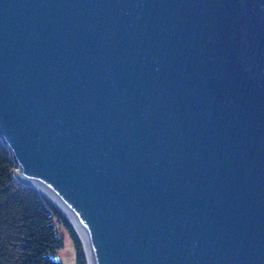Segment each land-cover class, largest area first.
<instances>
[{
  "label": "water",
  "instance_id": "obj_1",
  "mask_svg": "<svg viewBox=\"0 0 264 264\" xmlns=\"http://www.w3.org/2000/svg\"><path fill=\"white\" fill-rule=\"evenodd\" d=\"M0 139L87 264H264V0H0Z\"/></svg>",
  "mask_w": 264,
  "mask_h": 264
},
{
  "label": "trees",
  "instance_id": "obj_2",
  "mask_svg": "<svg viewBox=\"0 0 264 264\" xmlns=\"http://www.w3.org/2000/svg\"><path fill=\"white\" fill-rule=\"evenodd\" d=\"M16 169L0 139V264H59L53 256L63 241L56 224L71 238L76 264H86L67 220L43 194L19 182Z\"/></svg>",
  "mask_w": 264,
  "mask_h": 264
},
{
  "label": "rangeland",
  "instance_id": "obj_3",
  "mask_svg": "<svg viewBox=\"0 0 264 264\" xmlns=\"http://www.w3.org/2000/svg\"><path fill=\"white\" fill-rule=\"evenodd\" d=\"M17 167V166H16ZM18 170V167L17 169ZM49 200V199H48ZM51 202V201H50ZM54 205V204H53ZM55 206V205H54ZM56 208V207H55ZM57 209V208H56ZM58 210V209H57ZM59 211V210H58ZM60 212V211H59ZM61 213V212H60ZM65 218V217H64ZM66 219V218H65ZM67 220V219H66ZM68 222V221H67ZM69 223V222H68ZM70 225V224H69ZM71 226V225H70ZM57 232L62 236V247L56 251L53 258L57 261L59 264H76V252L75 248L73 246L72 240L65 230L64 226L56 224L55 226ZM73 229V228H72ZM74 231V229H73ZM75 232V231H74ZM76 234V232H75ZM77 235V234H76ZM78 237V235H77ZM79 239V238H78ZM80 241V240H79ZM80 244L82 246V243L80 241ZM83 251V247H82ZM84 254V251H83ZM85 257V255H84ZM86 260V259H85ZM87 264V263H86Z\"/></svg>",
  "mask_w": 264,
  "mask_h": 264
}]
</instances>
